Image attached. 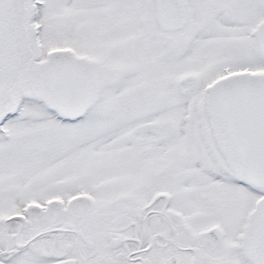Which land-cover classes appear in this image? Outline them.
Returning a JSON list of instances; mask_svg holds the SVG:
<instances>
[{
	"label": "snow or ice",
	"instance_id": "1",
	"mask_svg": "<svg viewBox=\"0 0 264 264\" xmlns=\"http://www.w3.org/2000/svg\"><path fill=\"white\" fill-rule=\"evenodd\" d=\"M0 264H264V0H0Z\"/></svg>",
	"mask_w": 264,
	"mask_h": 264
}]
</instances>
